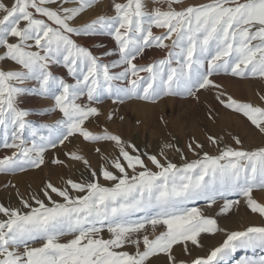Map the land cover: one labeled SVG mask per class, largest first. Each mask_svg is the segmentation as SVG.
I'll list each match as a JSON object with an SVG mask.
<instances>
[{"label":"snow or ice","instance_id":"snow-or-ice-1","mask_svg":"<svg viewBox=\"0 0 264 264\" xmlns=\"http://www.w3.org/2000/svg\"><path fill=\"white\" fill-rule=\"evenodd\" d=\"M161 2L167 4L166 10L155 7L151 12L144 10L143 0L114 2L115 15H100L74 26L96 0H13L11 4L0 0V62L13 65L0 67V127L6 133L12 128L11 143L6 135L3 147L17 149L0 158V173L40 168L47 148L55 149L77 135L94 145L102 161L98 170L92 169L83 155L65 153L83 163L89 180L66 179L62 186L45 182L41 191L47 203L33 195L21 196L20 208L0 204L5 217L0 219V264H153L160 255L167 264H228L229 255L238 248L264 249V227L251 226L226 232L207 256L188 261L174 253V246L182 245L184 254L190 255L189 244L203 247L202 234L226 231L215 217L189 206L196 201L212 207L223 199L217 215H225L240 203L227 196L237 194L251 212L264 217V204L252 195L254 189H264V146L244 150L239 137L233 136L240 147L200 156L197 150L203 144L192 139L187 147L199 158L187 161L176 147L185 161L178 166L163 149V160L140 154L134 144L106 127L100 132L85 127L90 118L103 114L95 105L105 96L113 103L125 99L155 103L173 95L198 101L201 90L215 89L220 105L246 118L264 135V107L234 99L212 79L223 73L264 80V0H211L179 10L173 5L182 0ZM154 28L163 31L156 34ZM96 34L111 36L115 49L96 55L74 39ZM151 48L167 52L163 58L138 63ZM112 56L117 58L104 62V57ZM57 66L74 82L57 75L53 71ZM28 94L53 101L39 114L58 111L61 118L54 125L33 126L25 119L30 110L19 106ZM257 95L264 101V95ZM115 115L110 111L106 119ZM208 118L215 119L212 109ZM26 129L30 146L23 138ZM41 129L48 134L41 135ZM207 140L220 143L213 135ZM105 143L113 146L115 155L105 154ZM51 162L64 164L58 158ZM100 177L109 183H100ZM149 227L152 233L158 227L164 230L150 238ZM105 230L109 238L102 235ZM38 242L40 246H32ZM129 246L135 251L126 250ZM237 264H264V257Z\"/></svg>","mask_w":264,"mask_h":264},{"label":"rangeland","instance_id":"rangeland-1","mask_svg":"<svg viewBox=\"0 0 264 264\" xmlns=\"http://www.w3.org/2000/svg\"><path fill=\"white\" fill-rule=\"evenodd\" d=\"M9 1L5 0V3L8 4ZM114 2L125 3L126 0H96V3L91 8L86 9L75 19L73 22L74 26L88 23L100 15H115L112 8ZM209 2L211 0H182L180 5H173V7L179 10V8L189 5H201ZM143 3L145 4L144 10L148 12H151L155 7H161L162 10L167 8V4L161 2V0H143ZM66 6L72 7L75 5L68 4ZM153 31L159 34L163 29L154 28ZM74 39L78 44L90 48L96 55H100L108 49H115L114 40L107 34L74 36ZM166 43L170 42L166 41ZM166 52L167 49H148L144 57L137 62L147 64L155 59L163 58ZM116 58V56L104 57L103 60L107 63L109 60ZM12 66L11 61L0 62V67L9 68ZM53 71L57 75L63 76L66 81L74 82L71 77L67 76L66 71L62 67H54ZM141 75L144 74L142 73ZM212 79L222 86L223 92L231 95L234 99L264 107V101L257 95V93L264 95V80L258 77L238 78L223 73L214 75ZM216 94L215 89L201 90L198 101L190 97L173 95L162 96L155 103L135 99H125L124 103H113L112 99L105 96L102 99V103L95 105L101 109L103 114L96 118H90L85 123V127L93 132H100L106 127L108 131L115 132L121 135L124 140L134 144L140 154H154L163 160L160 155L163 149L164 155L178 166H181L185 161L180 158V153L176 152V147L181 150L187 161L199 158L192 151H189L187 147L192 139L203 144V149L197 150L200 156H202L203 152H207L210 155H218L219 151L225 147H240L235 144L232 139L233 136L239 137L244 150H254L264 146V135H261L254 126H251L246 118L220 105L215 100ZM21 100L22 103L19 106L30 110V115L25 117V119L33 126L54 125L61 118V114L58 111L47 115L39 114L43 109L52 106L53 101L51 99L28 94L23 96ZM209 109L213 110L215 119L208 118ZM110 111L116 114L111 121L106 119ZM121 116L123 117L122 120L120 119ZM11 133V126H9L7 133L3 127H0V158L11 156L14 151H17V149L3 147L6 135L9 143H11ZM40 134L47 135V129H41ZM208 135L217 137L220 139V143L211 144L207 140ZM23 138L27 141L25 146H30L32 138L29 130L26 129L24 131ZM70 141H65L63 145H57L55 149L47 148L44 153L45 163L40 168L25 166L23 171L17 170L7 174L0 173V204L5 207L20 208V197L28 199L33 195L38 196L47 203V199L41 191L45 182L51 181L57 186H62L66 179H73L79 182L89 180V170L83 163L70 160L65 153L77 152L83 155L90 162L92 169L98 170L102 161L93 151V144L84 142L78 135L70 138ZM165 144H172L174 147L164 148ZM102 148L106 155H115L116 150L110 143L103 144ZM54 158L64 161V164H53L51 161ZM144 158L146 159V157ZM149 167L153 166L149 164ZM153 170H155L154 167ZM99 182L102 184L109 183L104 181L102 177H100ZM252 195L257 202L264 204V189H254ZM55 199L60 200L58 197ZM227 199H239L240 203L235 205L225 215H217L219 208L223 205V199H218L217 203L212 205V207H208L207 202L204 200H199L189 205L190 207L200 208L205 215L215 217L218 220L219 227L226 231L215 234H202L201 243L203 247L197 248L189 244L190 255L184 254L182 245L174 246V253L178 259L190 261L198 256H207L213 248L218 247L223 242L226 238V232L242 231L251 226L264 227V217L258 213L251 212L242 196L230 194ZM33 206H35L34 203ZM133 218L135 219L136 217L134 216ZM0 219H5V217L0 214ZM163 230L162 227H158L156 232L152 233L149 227L148 234L150 238H153L154 235H158ZM102 235L104 238H109L106 230ZM68 238L70 237H62L61 239L66 240ZM32 246L38 247L40 243L38 242ZM126 250L129 252L135 251L131 246L126 248ZM261 257H264V249L259 247L238 248L235 253L229 255L228 264H237L238 261L249 258L258 260ZM153 264H167L166 257L160 255L153 260Z\"/></svg>","mask_w":264,"mask_h":264},{"label":"bare ground","instance_id":"bare-ground-1","mask_svg":"<svg viewBox=\"0 0 264 264\" xmlns=\"http://www.w3.org/2000/svg\"><path fill=\"white\" fill-rule=\"evenodd\" d=\"M13 2V0H10L9 2H8V4H11ZM10 40H12L13 41V38H10ZM59 155H60V153H59ZM78 172V171H77ZM57 182V181H56Z\"/></svg>","mask_w":264,"mask_h":264}]
</instances>
